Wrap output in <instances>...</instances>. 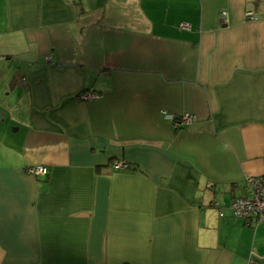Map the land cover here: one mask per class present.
I'll list each match as a JSON object with an SVG mask.
<instances>
[{
	"label": "crops",
	"instance_id": "crops-1",
	"mask_svg": "<svg viewBox=\"0 0 264 264\" xmlns=\"http://www.w3.org/2000/svg\"><path fill=\"white\" fill-rule=\"evenodd\" d=\"M255 176L264 0H0V264H264Z\"/></svg>",
	"mask_w": 264,
	"mask_h": 264
},
{
	"label": "built area",
	"instance_id": "built-area-1",
	"mask_svg": "<svg viewBox=\"0 0 264 264\" xmlns=\"http://www.w3.org/2000/svg\"><path fill=\"white\" fill-rule=\"evenodd\" d=\"M251 15V12H248ZM221 17L224 21L228 19V12L223 11ZM182 28L190 29L189 23H182ZM96 95L93 93H84L79 96L80 100H90ZM174 121L173 115H165ZM194 115L186 114L181 119L176 120V125L190 124L194 121ZM115 169L128 168L127 163L118 161L114 164ZM28 173L32 176H46L48 175L47 167L43 165H36L28 169ZM245 194L233 199L231 208L234 215L243 218L245 221H255L256 223L264 224V176L249 177L245 180Z\"/></svg>",
	"mask_w": 264,
	"mask_h": 264
},
{
	"label": "rangeland",
	"instance_id": "rangeland-1",
	"mask_svg": "<svg viewBox=\"0 0 264 264\" xmlns=\"http://www.w3.org/2000/svg\"><path fill=\"white\" fill-rule=\"evenodd\" d=\"M166 119H168V118H166ZM168 120H170V119H168ZM126 163V162H125ZM128 165V164H127ZM211 187V186H210Z\"/></svg>",
	"mask_w": 264,
	"mask_h": 264
},
{
	"label": "trees",
	"instance_id": "trees-1",
	"mask_svg": "<svg viewBox=\"0 0 264 264\" xmlns=\"http://www.w3.org/2000/svg\"><path fill=\"white\" fill-rule=\"evenodd\" d=\"M250 12V11H249Z\"/></svg>",
	"mask_w": 264,
	"mask_h": 264
}]
</instances>
